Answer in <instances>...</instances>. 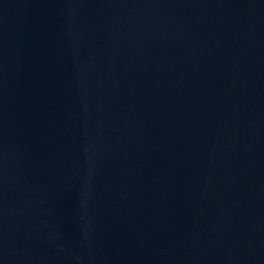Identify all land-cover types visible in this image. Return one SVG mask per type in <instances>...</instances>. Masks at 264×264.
Masks as SVG:
<instances>
[{"label": "water", "instance_id": "1", "mask_svg": "<svg viewBox=\"0 0 264 264\" xmlns=\"http://www.w3.org/2000/svg\"><path fill=\"white\" fill-rule=\"evenodd\" d=\"M0 264H264V0H0Z\"/></svg>", "mask_w": 264, "mask_h": 264}]
</instances>
